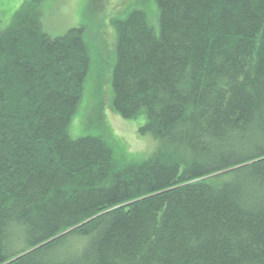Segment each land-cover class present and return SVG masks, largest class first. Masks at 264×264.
<instances>
[{"label":"trees","instance_id":"1","mask_svg":"<svg viewBox=\"0 0 264 264\" xmlns=\"http://www.w3.org/2000/svg\"><path fill=\"white\" fill-rule=\"evenodd\" d=\"M155 1L112 20L110 106L158 140L123 166L69 134L83 26H0V264H264V0Z\"/></svg>","mask_w":264,"mask_h":264},{"label":"rangeland","instance_id":"2","mask_svg":"<svg viewBox=\"0 0 264 264\" xmlns=\"http://www.w3.org/2000/svg\"><path fill=\"white\" fill-rule=\"evenodd\" d=\"M24 0H0V26L8 24ZM158 11L155 0H45L41 8L44 31L59 36L74 27L84 28L90 67L78 108L72 118V138L101 136L112 147L119 166L141 163L157 150L158 140L140 127L148 122L142 110L134 118H124L112 110V73L117 60L116 27L113 19H124L132 8ZM155 26L158 19L152 20Z\"/></svg>","mask_w":264,"mask_h":264}]
</instances>
